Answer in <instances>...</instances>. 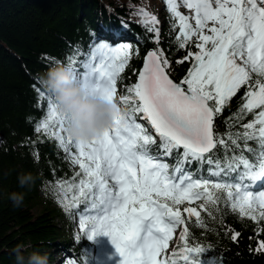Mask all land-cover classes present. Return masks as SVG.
Segmentation results:
<instances>
[{
  "label": "snow or ice",
  "instance_id": "1",
  "mask_svg": "<svg viewBox=\"0 0 264 264\" xmlns=\"http://www.w3.org/2000/svg\"><path fill=\"white\" fill-rule=\"evenodd\" d=\"M163 3L168 43L185 53L175 63L189 65L179 79L160 46L162 22L143 8L131 14L155 46L123 94L119 84L139 55V39L134 49L133 42L113 44L93 32L87 51L68 57L86 95L118 100L125 109L112 126L92 138L68 136L70 117L33 85L43 112L34 131L78 169L71 177L53 170L57 203L78 226L75 242L107 236L119 264H203L208 249L190 230L207 228L202 213L213 221L217 214L251 221L255 251L264 253V0ZM221 226L238 240L239 232ZM61 264L81 261L73 256Z\"/></svg>",
  "mask_w": 264,
  "mask_h": 264
},
{
  "label": "trees",
  "instance_id": "2",
  "mask_svg": "<svg viewBox=\"0 0 264 264\" xmlns=\"http://www.w3.org/2000/svg\"><path fill=\"white\" fill-rule=\"evenodd\" d=\"M159 4L164 6L163 0ZM137 8L162 22L160 46L173 61L179 79L189 65L175 63L185 53L168 43L165 6L158 12L151 0H0V264H16L13 250L17 246H22L25 256L33 251L48 253L49 264L56 263L57 255L74 256L81 264L84 257L87 264H105V255L114 249L104 235L74 241L78 226L58 205L50 182L53 170L58 177H71L78 169L65 161L55 142L34 131L43 112L36 107L33 85L40 86V77L57 62L68 64L76 50L87 51L90 34L96 32L99 39L113 44L133 42L134 49L140 40L139 55L133 56L119 84L123 94L124 84L135 81V70L155 46L144 39L143 29L135 22L138 17L131 14ZM124 20L129 22L126 27L121 26ZM228 115L226 111L224 116ZM27 173L35 177L34 183L21 186L18 177ZM13 192L24 195L19 207L9 199ZM202 216L207 228L191 225L190 230L194 242L208 249L203 264H264V253L255 251V224L231 214L223 220L217 214L215 221ZM222 223L240 233L237 241L231 240ZM93 247L102 250L95 255Z\"/></svg>",
  "mask_w": 264,
  "mask_h": 264
},
{
  "label": "clouds",
  "instance_id": "3",
  "mask_svg": "<svg viewBox=\"0 0 264 264\" xmlns=\"http://www.w3.org/2000/svg\"><path fill=\"white\" fill-rule=\"evenodd\" d=\"M40 86L51 93L61 112L70 119L66 134L74 139L92 138L98 130L112 126L115 120L126 115L118 100L108 101L97 95H86L85 89L73 79L68 64L57 62L40 77ZM21 186L31 185L35 177L31 173L18 177ZM9 199L14 207L24 200L22 193L13 192ZM16 264H49L48 253L33 251L25 256L22 246L14 250Z\"/></svg>",
  "mask_w": 264,
  "mask_h": 264
},
{
  "label": "rangeland",
  "instance_id": "4",
  "mask_svg": "<svg viewBox=\"0 0 264 264\" xmlns=\"http://www.w3.org/2000/svg\"><path fill=\"white\" fill-rule=\"evenodd\" d=\"M159 1L158 0H151V2L154 3V6L159 10L158 12L162 11L164 6H165V5L161 6V4H159ZM181 11L186 12L187 10L181 9ZM160 16H162V14H160ZM101 250H102V248H100V247H93L92 248V251L95 255H98L101 252ZM67 258L68 257H66V256L57 255L56 256L57 260H56L55 264H61V261L62 260L66 261ZM120 259L121 258L119 257L118 253H116V250L114 248L112 251H110V254L105 255V264H119Z\"/></svg>",
  "mask_w": 264,
  "mask_h": 264
},
{
  "label": "water",
  "instance_id": "5",
  "mask_svg": "<svg viewBox=\"0 0 264 264\" xmlns=\"http://www.w3.org/2000/svg\"><path fill=\"white\" fill-rule=\"evenodd\" d=\"M142 67V66H141Z\"/></svg>",
  "mask_w": 264,
  "mask_h": 264
}]
</instances>
